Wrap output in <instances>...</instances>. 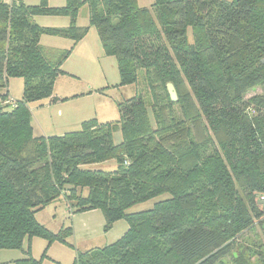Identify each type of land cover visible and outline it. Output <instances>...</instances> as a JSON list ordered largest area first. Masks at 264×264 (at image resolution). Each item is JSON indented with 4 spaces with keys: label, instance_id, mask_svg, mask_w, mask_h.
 <instances>
[{
    "label": "trees",
    "instance_id": "trees-1",
    "mask_svg": "<svg viewBox=\"0 0 264 264\" xmlns=\"http://www.w3.org/2000/svg\"><path fill=\"white\" fill-rule=\"evenodd\" d=\"M85 6L89 25L81 26ZM38 15L70 23L47 27ZM91 26L117 58L121 85L143 79L151 101L121 102L116 122L92 118L77 131L36 136L30 103L60 98L55 82L72 53L44 47L41 36L77 43ZM263 60L264 0H0V87L24 81L22 99L0 105V249H23L34 237L64 241L37 217L64 197L73 211L100 209L107 227L129 224L77 264H216L264 223V93L245 98L264 87ZM110 161L112 170L98 165ZM27 249L16 264H40ZM234 264L250 262L242 254Z\"/></svg>",
    "mask_w": 264,
    "mask_h": 264
},
{
    "label": "rangeland",
    "instance_id": "rangeland-1",
    "mask_svg": "<svg viewBox=\"0 0 264 264\" xmlns=\"http://www.w3.org/2000/svg\"><path fill=\"white\" fill-rule=\"evenodd\" d=\"M154 2L155 0H140L141 5L147 7ZM53 16L51 18H56L53 21L56 24L68 18L62 15ZM68 19L70 21V18ZM77 23L78 25L88 23L86 6L80 11ZM93 34L99 36L95 26L90 27V38ZM49 36L50 40L59 42L71 40L58 35L49 34ZM50 43L49 45L55 44ZM66 47L70 48V46ZM100 48L101 57L100 55L94 57L84 48L78 50L76 55L71 54L65 62L71 73H65L55 82V95L60 96L58 100L43 98L30 103L32 123L36 130L41 131V128H44L45 135H64L79 130L82 121L87 119L97 118L100 122H116L121 119L119 105L121 102L138 95L151 101L152 94L145 87L143 79L136 84L121 85L117 58L105 55L102 43ZM23 92V79L11 78L8 86L0 87V102L20 100ZM5 93H8L7 98H2L1 95ZM261 93H264V87L257 86L251 89L245 98L249 99ZM122 139V131L117 129L114 132V140L120 143ZM115 164L114 161H110L98 165L101 169L112 170ZM167 197H169L168 193L163 194L147 202L136 204L129 211L149 209L155 202ZM37 217L52 231L62 232L65 240L58 239L49 244L45 238L34 237L31 241H25L23 249H0V264H16L17 260L28 258V247L31 255L41 260L40 264H77L81 253L117 241L129 228L125 219H120L107 227L106 219L100 209L73 211L64 197L41 210ZM263 225L262 221H258L253 228L239 235L233 243L231 252L216 264H234L235 259L242 254L250 264H264Z\"/></svg>",
    "mask_w": 264,
    "mask_h": 264
},
{
    "label": "crops",
    "instance_id": "crops-1",
    "mask_svg": "<svg viewBox=\"0 0 264 264\" xmlns=\"http://www.w3.org/2000/svg\"><path fill=\"white\" fill-rule=\"evenodd\" d=\"M22 1H24L27 4H38L40 0H22ZM66 2H67V0H49V4L51 6H63L66 4ZM87 16H88V12H87ZM38 17H39V19H38ZM51 17H54V16L53 15H38L35 17V21L37 23H39L40 25H43V26L58 27V28L66 27L70 23L68 16H67L68 18H65V20L63 19L62 23H60V24L54 23L53 21H55L56 18H51ZM66 19H67V21H66ZM87 25H89V18H88V23H86L85 25H81V26H87ZM46 40H47V42H45ZM65 41L66 42H59V41H55V40H50L49 34L42 35L41 39H40V43L44 47L49 48V49H52V48L68 49L69 47H66V46H70V48L72 47V53L74 55H76L78 53V50H80L81 48H84V49L88 50L91 54H93L94 57H95V55H100V57H101V48H100L101 41H100V38H99V36L97 37L94 34H93V37L90 38V30H89V33L86 35V37L83 38L82 40L78 41L77 43H74L73 40H65ZM50 42H54L55 44L49 45V44H51ZM69 43H70V45H69ZM70 56L64 61L63 65H62V69L67 73H71L69 71V68L66 67V65H65V62L70 58ZM60 76H62V75H60ZM59 77L57 78V80L59 79ZM33 129H34V134L36 136L45 135V133H44L45 129L44 128H41V131H39V130H36L35 127L33 126ZM51 205H53V203ZM51 205H49V206H51Z\"/></svg>",
    "mask_w": 264,
    "mask_h": 264
},
{
    "label": "water",
    "instance_id": "water-1",
    "mask_svg": "<svg viewBox=\"0 0 264 264\" xmlns=\"http://www.w3.org/2000/svg\"><path fill=\"white\" fill-rule=\"evenodd\" d=\"M263 62H264V60H263ZM167 89H168V93H169V95L171 97V100L176 102L178 100V94H177V91H176V88H175L174 84L173 83H168L167 84Z\"/></svg>",
    "mask_w": 264,
    "mask_h": 264
},
{
    "label": "built area",
    "instance_id": "built-area-1",
    "mask_svg": "<svg viewBox=\"0 0 264 264\" xmlns=\"http://www.w3.org/2000/svg\"><path fill=\"white\" fill-rule=\"evenodd\" d=\"M5 1H10V0H5ZM9 102H11V101H9ZM5 103H8V102H0V105L5 104Z\"/></svg>",
    "mask_w": 264,
    "mask_h": 264
}]
</instances>
